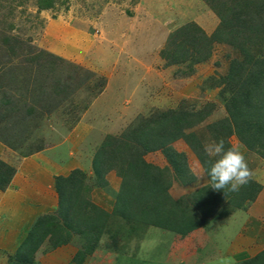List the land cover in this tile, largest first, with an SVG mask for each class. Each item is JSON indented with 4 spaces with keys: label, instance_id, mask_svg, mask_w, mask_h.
Returning a JSON list of instances; mask_svg holds the SVG:
<instances>
[{
    "label": "rangeland",
    "instance_id": "374dc122",
    "mask_svg": "<svg viewBox=\"0 0 264 264\" xmlns=\"http://www.w3.org/2000/svg\"><path fill=\"white\" fill-rule=\"evenodd\" d=\"M244 14L257 30L237 41L220 33L208 52L190 50V58L171 63L161 52L175 30L194 22L203 24L205 29L199 27L210 36L220 23L202 0H55L47 9H40L36 0H0V75L4 60L10 64L4 70L12 69L0 78V160L14 168L32 157L23 177H31L36 186L32 190L18 181L23 185L21 198L33 197L29 206L37 203L44 212L40 215L51 213L57 207L55 176L79 169L93 185L91 201L112 210L120 183L112 178L106 187L94 185V152L137 118L159 111L182 108L202 118L185 132L195 133L203 147L217 141L207 127L226 117L222 79L232 62L244 60L243 53L223 39L248 46L254 58L264 59V1ZM4 37L19 44L7 57L1 46ZM44 64L49 74L41 70ZM10 73L16 74L13 82ZM44 90L48 96L40 94ZM173 146L185 157L194 181L173 179L170 197L187 200L196 190L210 188L208 174L191 148L182 139ZM225 146L240 148L253 173L250 180L261 185L253 202L239 208L228 204L231 191L213 190L222 202L206 225L187 234L114 218L80 264H217L223 256L233 257L236 264H264V158L234 136ZM41 156L56 163L54 168L41 163L51 175L39 167L36 159ZM145 160L168 166L158 151L146 154ZM20 213L24 219L26 214ZM32 223L22 225V240ZM82 243L74 237L54 250L44 244L35 260L78 264L74 257ZM19 244L11 253L0 254V264H6Z\"/></svg>",
    "mask_w": 264,
    "mask_h": 264
},
{
    "label": "trees",
    "instance_id": "16d2710c",
    "mask_svg": "<svg viewBox=\"0 0 264 264\" xmlns=\"http://www.w3.org/2000/svg\"><path fill=\"white\" fill-rule=\"evenodd\" d=\"M53 1L36 0V4L40 9H47ZM202 1L220 20L214 33L208 36L196 23L185 24L169 37L161 52L163 59L171 63L183 62L194 55L190 50L195 54L205 49L208 52L209 47L219 40L220 33L237 41L239 36L257 30L250 23V18L246 19L249 16L244 11L252 12L262 7L264 0ZM1 40L3 55H13L19 46L18 41L8 37ZM227 40L223 39L239 49L244 60L232 62L228 74L222 79L226 117L207 128L217 141L223 139L225 142L234 136L248 150L264 158V59L254 58L250 47ZM6 60L3 61L0 78L12 71L10 67L4 70L10 65ZM41 70L47 74L50 72V69L46 71V64ZM9 80L15 81L16 74L10 73ZM40 94L49 95L45 90ZM196 119L194 114L182 108L159 111L149 117L137 118L119 136L108 137L100 144L91 162L94 185L108 186L106 176L110 172L120 179L110 213L91 201L93 185L81 170L74 169L66 176H55L56 209L34 220L6 264H38L35 255L42 245L54 250L68 244L74 237L83 240L74 257V261L80 264L86 252L98 245L111 216L178 234H187L206 225L223 200L214 195L211 187L196 190L187 200H174L168 193L173 179L187 184L194 181L185 157L173 146L175 141L182 139L191 148L207 174L209 161L217 159L205 154L195 133L185 132L202 120ZM157 151L164 156L167 167L161 168L145 160L146 154ZM14 174L15 169L0 160V191L8 187ZM260 190L261 185L249 180L238 192H232L228 204L241 208L243 204L253 202ZM83 248L84 252L81 251Z\"/></svg>",
    "mask_w": 264,
    "mask_h": 264
},
{
    "label": "crops",
    "instance_id": "0c3cea01",
    "mask_svg": "<svg viewBox=\"0 0 264 264\" xmlns=\"http://www.w3.org/2000/svg\"><path fill=\"white\" fill-rule=\"evenodd\" d=\"M199 20L200 22L202 20V23H203V19L199 18ZM201 25L202 26L200 25L199 26L205 29L204 25L203 24ZM3 153H4V148L0 145V159H2L1 157L3 156ZM32 160H33L32 157L30 159L26 158L19 165L15 166L14 167L16 169L15 175L13 176L8 189L4 192L0 191V254L1 255L5 254V252L11 253L12 250H14L16 246L21 242L22 240L21 237L23 236L20 235L19 231L21 230V227L25 222L27 224H31L35 220V218H37L40 214L44 213L43 211H40V209L37 206V203L35 206H29L30 201L33 197L29 196V198H25V199L21 198L23 194V191H22L23 185L21 186L18 183V181H22L23 184H25V186L29 185L31 189L33 187L32 190H34L36 186V185L33 186L34 181L30 179L31 177H28V176L25 178L23 177L25 174V171L27 170L25 167L26 163H30V162L32 163ZM36 160L38 161V165L40 164L39 166L40 168H42L41 163L42 164L44 163V165L47 167L53 166L52 168H54L56 165L54 160H52L51 158H43V156H41L37 158ZM46 170H48V168L45 167L44 171L51 175L52 172H49ZM89 174H92V173L90 172ZM114 176H115L114 172H110L106 178L107 180L108 179L111 180L113 178L112 180H114L115 183H118V182L120 183V179ZM26 179H28L27 183L23 181ZM17 184L20 186H18ZM99 191L97 189L93 190L94 193L99 192ZM42 195L43 194H41V196ZM43 202L44 201L41 197L40 203L42 206H43ZM105 209L109 211L107 208ZM21 211L22 213L26 214L24 219L21 216V213H20ZM109 212H111V210ZM16 215H19V217H15ZM112 219H114L113 216H111L110 220Z\"/></svg>",
    "mask_w": 264,
    "mask_h": 264
},
{
    "label": "clouds",
    "instance_id": "9594fccd",
    "mask_svg": "<svg viewBox=\"0 0 264 264\" xmlns=\"http://www.w3.org/2000/svg\"><path fill=\"white\" fill-rule=\"evenodd\" d=\"M204 152L208 157H217L214 161H209L208 176L213 190L227 189L231 192H238L252 178L253 173L240 148L226 149L224 140L220 139L205 145ZM217 264H236V260L231 256H223L219 258Z\"/></svg>",
    "mask_w": 264,
    "mask_h": 264
}]
</instances>
